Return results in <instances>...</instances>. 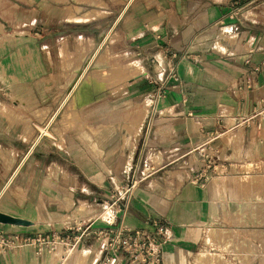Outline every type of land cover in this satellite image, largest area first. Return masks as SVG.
<instances>
[{"label":"crops","instance_id":"1","mask_svg":"<svg viewBox=\"0 0 264 264\" xmlns=\"http://www.w3.org/2000/svg\"><path fill=\"white\" fill-rule=\"evenodd\" d=\"M0 39V211L31 222L4 230L105 225L111 191L134 172L120 222H165L162 264L212 250L264 264V114L249 119L264 100V0H0ZM214 131L218 166L199 183L196 147ZM240 176H253L250 195ZM244 218L252 232L234 230L257 250L249 260L207 241Z\"/></svg>","mask_w":264,"mask_h":264},{"label":"built area","instance_id":"2","mask_svg":"<svg viewBox=\"0 0 264 264\" xmlns=\"http://www.w3.org/2000/svg\"><path fill=\"white\" fill-rule=\"evenodd\" d=\"M241 8L233 7L228 16L238 17ZM178 79L175 75H169L167 80ZM167 86L162 87L161 95H165ZM264 114V100L255 109L254 115ZM219 131L211 132L205 141L196 147L199 152L202 169L196 177L197 182H203L210 178V173L218 166L215 155L214 142L221 137ZM140 179L132 178L121 188L111 191L107 210L110 215L105 219V225H96L93 222H74L61 230L50 232H35L26 234L22 232H7L0 225V253L13 250L21 246H29L35 254L41 256L51 252L57 246L70 247L89 245L93 242L100 245L101 264H162L163 248L162 239L165 236L167 225L159 219H152L148 223L151 229L129 228L119 223L118 218L125 215L129 201Z\"/></svg>","mask_w":264,"mask_h":264},{"label":"rangeland","instance_id":"3","mask_svg":"<svg viewBox=\"0 0 264 264\" xmlns=\"http://www.w3.org/2000/svg\"><path fill=\"white\" fill-rule=\"evenodd\" d=\"M1 42V39H0ZM85 47V46H83ZM85 49V48H83ZM110 52H112V48H110V50H107V54L105 55L106 57L105 60L108 61V58L110 57ZM72 60H68V64H67V69L69 70L72 66ZM66 77V74H64V77ZM166 78H168V76H166ZM134 135V133H132ZM135 140H132V146L134 145ZM133 164V163H132ZM133 172V171H132ZM132 178H138L136 175L134 176V172L131 173V176L123 183V185H121V187L125 186L129 180H131ZM239 179L244 180L243 183L239 186L240 188L244 189V192L249 193V195L251 194V180H253V176H240L238 177ZM139 179V178H138ZM120 186L118 188H121ZM138 187V186H137ZM136 187V188H137ZM242 189V190H243ZM107 210V206L104 209V212L101 214V216L103 217V219H106L110 214L109 211H105ZM121 218V217H120ZM120 218H118L119 223H121ZM229 224L228 226H224L223 228H218L219 236L218 238L213 242L215 244H213V246H220V248L227 250V252L229 254H233V256H237L240 259L243 260H249L251 258V255L253 253H257V250L255 249V247L253 246V243L251 242V240L249 238H247V236H243L242 231L240 230L239 234H237V232L234 230L235 229V223L238 221L239 224L244 223L245 227H244V234L246 233H250L252 232V230H250L251 227L248 228V224L249 222H251V220H247V219H229ZM231 223V224H230ZM228 241H230V243L228 244ZM264 242V239H263ZM92 244H95V242L89 244V245H85L84 247L81 246H70L65 248L64 250L62 249H55L53 250L55 252H59V264H75L76 262V255H78L80 253L81 250L84 249H88L90 251L91 257H90V261L95 260V263L93 264H101V262H98L100 255H99V249L94 248V246H91ZM211 253H221L218 250H212L210 251ZM51 252H47L41 256H38L37 254H35V251L33 249V254L28 257L27 252H25L24 255V261L25 264H31V262H34V264H45L46 260H47V256L50 255ZM213 257V256H212ZM29 259V262H28ZM102 261V260H101ZM217 261V262H216ZM118 262L115 261L113 264H117ZM226 264L227 263V259L225 258V256L222 254V258L216 259L214 261L211 260H207L206 262H203L202 264ZM124 264V263H123Z\"/></svg>","mask_w":264,"mask_h":264},{"label":"bare ground","instance_id":"4","mask_svg":"<svg viewBox=\"0 0 264 264\" xmlns=\"http://www.w3.org/2000/svg\"><path fill=\"white\" fill-rule=\"evenodd\" d=\"M219 233L220 232L218 231V228H215V227L210 228L208 231L207 241L213 243L218 238ZM229 243H230V241H228V244ZM59 248L64 250V248L61 246H57L55 249H59ZM55 249H53V250H55ZM58 256H59V252H55L53 254V264H59ZM76 256L77 257H76L75 264H93V263H95V260L90 261L91 254H90V251L88 249L81 250L80 253ZM204 257H205V262H206L207 260L214 261L216 259L222 258V255H214V254L213 255H207V254L206 255H200L199 258L198 257L196 258L197 264L199 261L204 262V259H203Z\"/></svg>","mask_w":264,"mask_h":264},{"label":"water","instance_id":"5","mask_svg":"<svg viewBox=\"0 0 264 264\" xmlns=\"http://www.w3.org/2000/svg\"><path fill=\"white\" fill-rule=\"evenodd\" d=\"M0 223L2 224H16V225H28L31 222L29 220L15 217L13 215L0 211Z\"/></svg>","mask_w":264,"mask_h":264}]
</instances>
